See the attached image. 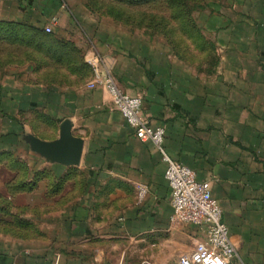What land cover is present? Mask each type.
<instances>
[{"label": "crops", "instance_id": "1", "mask_svg": "<svg viewBox=\"0 0 264 264\" xmlns=\"http://www.w3.org/2000/svg\"><path fill=\"white\" fill-rule=\"evenodd\" d=\"M0 4L5 21H28L44 32L55 18L53 38L62 43L74 40L68 33L74 25L72 13L64 0H0ZM78 38L84 45L78 43L75 51L53 53L61 59L62 55L75 59L74 53H80L76 63L63 71L67 80L61 77L53 82V77L36 76L0 82L2 135L12 130L14 122L24 131L16 144L1 143L0 154H13L29 169L26 184L33 185V190L24 191L27 205L29 199L42 207L50 206L49 202L53 207L67 203L63 211L37 212L43 235L36 253L24 252L25 243L0 242V264H77L74 259L83 254L76 247L80 238L87 244H101L94 258L97 264H177L180 255L204 238L198 226L172 224L167 165L152 143L136 137L105 91L87 88L93 78L89 56L111 61L118 86L130 96L142 95L143 115L153 126L165 129L164 146L170 159L209 184L241 262L264 264V69L237 61L227 46L223 55L218 53L212 79L193 80L186 66L169 56L147 63L146 54L135 48L127 54L108 53L103 36L99 46L93 44L92 36ZM221 40L216 38L217 45ZM79 64L89 76L77 81L72 77ZM32 66L21 74H32ZM59 120H70L74 136L84 140L78 167L51 164L32 153L24 140L28 134L56 140ZM31 122L42 125L46 134L50 130L49 136L27 133L26 123ZM9 165L5 159L0 161V187L5 195H10L7 187L16 179ZM139 186L148 188L143 199L138 196ZM47 217L54 225L45 229ZM55 223L64 224L63 231ZM61 234L67 242L61 243ZM85 255L93 257V252Z\"/></svg>", "mask_w": 264, "mask_h": 264}, {"label": "rangeland", "instance_id": "2", "mask_svg": "<svg viewBox=\"0 0 264 264\" xmlns=\"http://www.w3.org/2000/svg\"><path fill=\"white\" fill-rule=\"evenodd\" d=\"M64 1L72 13L70 19L74 23L72 31L68 32L74 40L68 42L55 40L54 30L47 34L28 21H5L0 17V82L15 78H18L16 82H20L26 80V77L30 79L36 76L53 77V82L61 77L67 80L63 71L68 70L73 61L76 63L80 53H74L75 59H72V55L70 59H64L65 55H62L63 60L58 54H54L56 57L52 53L55 50L75 51L78 43L84 45L81 38H78L84 34L92 36V42L97 46L99 37L103 36L104 46L110 47L108 53L127 54L135 48L146 54L147 63L162 61L169 56L173 61L185 65L193 80H211L213 68L219 63L218 53L223 55L229 49L227 46L232 51L230 56L236 57L237 61L245 60L247 65L264 69V0ZM34 28L39 31H34ZM37 33L44 38L43 42L34 38ZM217 37L222 39L220 45L216 43ZM86 41V45L89 44ZM44 49L46 52L43 53ZM64 63L66 65L62 66ZM31 65L34 70L32 74H21ZM88 76V73L85 76V69L79 64L72 78L80 81ZM37 125L34 122L26 123V132L49 136L50 130L46 134L42 125ZM36 126L41 127L40 130ZM3 132L4 123L0 122V136ZM0 191V242L15 245L25 243L28 247L24 252L36 253L37 242L42 240L43 235L39 233L42 231L37 224V212L44 209L52 213L57 208L63 211L67 203L53 207L49 202L47 204L50 206L42 207L35 201L31 203L29 199L27 205L25 192H22L24 195L14 194V197L12 194L5 195L7 192L1 187ZM3 196L7 197L5 201ZM13 215L17 218L13 219ZM50 217L45 218V229L54 225ZM55 225L63 231L64 224ZM49 234L46 232L44 236ZM61 238L64 239L61 243L68 240L64 234H61ZM76 244L77 251L83 253L80 258H73L77 264H97L94 258L101 250L100 243L87 244L85 238H80ZM90 252H93V257L85 255Z\"/></svg>", "mask_w": 264, "mask_h": 264}, {"label": "built area", "instance_id": "3", "mask_svg": "<svg viewBox=\"0 0 264 264\" xmlns=\"http://www.w3.org/2000/svg\"><path fill=\"white\" fill-rule=\"evenodd\" d=\"M56 24L57 19H52L45 32L52 33ZM87 63L93 71V78L87 88L105 91L113 108L124 118L136 137L143 142L152 143L166 163L165 179L171 189L172 224H192L198 226L203 233V240L192 251L180 255L177 264H243L209 184L199 182L192 169L170 159L164 146L165 129L153 126L143 115V96H130L118 86L112 73V63L108 59L89 56ZM147 193L146 186L138 187L140 199Z\"/></svg>", "mask_w": 264, "mask_h": 264}, {"label": "water", "instance_id": "4", "mask_svg": "<svg viewBox=\"0 0 264 264\" xmlns=\"http://www.w3.org/2000/svg\"><path fill=\"white\" fill-rule=\"evenodd\" d=\"M59 137L54 141H44L34 135L24 137L32 153L51 164L78 167L82 161L84 140L74 136L70 120H59Z\"/></svg>", "mask_w": 264, "mask_h": 264}, {"label": "trees", "instance_id": "5", "mask_svg": "<svg viewBox=\"0 0 264 264\" xmlns=\"http://www.w3.org/2000/svg\"><path fill=\"white\" fill-rule=\"evenodd\" d=\"M35 29L37 31H39L38 28H34V31H36ZM34 38H36V40H39L42 42L44 41V38L38 36V33H37V36H34ZM49 53H51V52H49ZM54 56H56V55H54ZM13 124L14 125H12V130L7 135H2L0 137V144L6 143L8 141L9 142L13 141L16 144V142H18L20 136L24 133L22 126L20 125L19 122H14ZM18 132H19V134H18ZM4 159L9 161L10 170L16 173V179L13 181V183L11 185H9L7 187L8 193L12 194V195L17 194L19 192H24L26 190V188H27V191H29V192L32 191L33 185L26 184V180H27L28 173H29V169L26 167V165L23 164L21 161H19L17 158H15L14 155L9 153V152L0 154V161H2ZM6 215H8V214H6ZM9 216H11V214H9ZM12 218L15 219V218H17V216L13 215Z\"/></svg>", "mask_w": 264, "mask_h": 264}]
</instances>
